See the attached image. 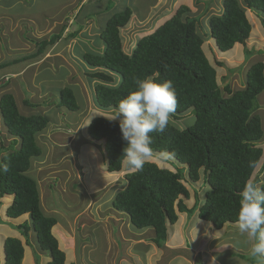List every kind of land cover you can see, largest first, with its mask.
<instances>
[{
    "label": "trees",
    "instance_id": "1",
    "mask_svg": "<svg viewBox=\"0 0 264 264\" xmlns=\"http://www.w3.org/2000/svg\"><path fill=\"white\" fill-rule=\"evenodd\" d=\"M209 2L201 13L179 3L153 30L137 38L128 54L123 49L121 28L128 24L134 11L124 1V7L111 14L100 32L104 50L87 51L83 56L89 66L102 68L88 74L98 81L94 89L100 108H116L118 101L135 89L136 79L158 73L160 81L171 80L175 87L177 107L171 117L177 120L184 113L194 114L190 125L180 127L170 119L163 132L150 134L153 152L166 151L183 166L172 170L149 160L141 171L129 173L126 168L127 183L112 199V206L127 213L136 228H154V240L159 247L167 240L168 223H175L179 212L192 216L198 211L201 219L219 229L227 222H236L239 193L246 181L253 180L264 188V166L257 170L264 157V148L259 144L264 138L263 120L257 112V99L264 90V61L250 64L241 88L226 85L223 89L217 69L204 49L205 39L211 35L221 51H229L240 43L245 46V53H250L252 50L246 45L252 23L247 9L259 12L264 25V0H223V11L219 13L209 11L213 6ZM75 35L72 32L70 37ZM58 39L60 34L37 41L36 51L1 62L0 72H11L7 68L14 64L38 58ZM115 74L119 75L117 83ZM57 106L70 111L80 109L72 86L59 89ZM0 112L13 136L9 146L0 148V197L13 196L7 216L29 214L40 249L49 253L46 264H66V252L53 232L58 219L43 211L37 181L29 173L33 159L43 154L38 135L52 118L49 114L21 113L10 92L1 95ZM88 133L96 141L103 140L107 170L114 174L122 171L126 142L119 122L94 116ZM4 164L8 165L7 171L2 168ZM186 173L191 181L203 179V185L208 184L203 203L199 190H195L192 207L181 197L191 196L184 183ZM19 229L28 237L31 226L25 221ZM4 251L5 264H23L25 249L20 238L7 237Z\"/></svg>",
    "mask_w": 264,
    "mask_h": 264
},
{
    "label": "rangeland",
    "instance_id": "2",
    "mask_svg": "<svg viewBox=\"0 0 264 264\" xmlns=\"http://www.w3.org/2000/svg\"><path fill=\"white\" fill-rule=\"evenodd\" d=\"M109 1L0 0V63L11 61L17 54H20L18 58L31 54L38 48L37 41L49 39L55 34L61 35V39H58L38 58L14 64L11 68H7V70H13L11 72H0V97L3 93L10 92L15 96L21 113L49 114L52 118L49 126L38 135L43 154L33 159L29 173L37 181L43 211L58 219L59 228L61 225L68 230L69 234L63 235V243L69 254L73 253L74 248L75 256L72 258H76L74 262L77 264L107 262L108 243L116 247L115 241L120 240L118 234L123 232L121 229H124L115 221V214H122L125 224L129 222L134 232L141 231L130 222L127 213L118 211L112 206L115 193L127 183L125 178L127 170L124 166L119 173L110 175L112 172L109 173L106 169L107 154L104 142L91 139L88 125L92 117L111 116L116 108L105 109L98 106L94 89L98 81L88 75L95 68L89 67L83 56L87 51L98 53L97 50H104V41L100 32L111 14L124 7V1L136 14L146 13V9L153 1L111 0V7L108 8ZM182 1L191 4L190 0ZM203 1L194 0L191 5L194 13L202 12ZM168 2L169 6L166 5ZM168 2L164 0L155 4L150 10L151 17L147 20L141 21L133 16L128 24L122 27L121 36L126 53L131 54L136 39L153 30L158 25V21L160 19L163 21L168 14H171V11H174V6L178 5V0H168ZM219 3L222 7L218 6V1L215 0L210 7L211 10L216 13L223 11V0ZM171 4L172 7H170ZM248 11L252 18L256 17V10L248 9ZM205 18V23L208 24L207 16ZM72 32H76L75 37H70ZM101 41L103 43H100ZM257 47L255 45L254 49ZM204 49L217 69L218 81L223 89L226 85H230L233 89L241 88L245 81V72L250 64L259 60L264 61V49L245 53L244 47L239 44L229 51H221L211 35L205 39ZM22 66L24 69L27 67V70L20 73L19 69ZM4 74L6 75L2 76ZM115 76L117 82L119 75L115 74ZM67 85L72 86L77 95L80 106L77 111L57 106L59 89ZM257 101L259 105L257 112L262 117L264 127V90ZM190 113H184L177 120L172 117L170 119L180 127H185L194 122V114ZM12 139L13 136L8 132L0 112V148L9 146ZM259 144L264 148V138ZM150 160L172 170L183 166L170 155L164 157L158 152H153ZM263 166L264 157L257 170L262 169ZM202 180L193 182L187 173L185 174L184 183L188 186L191 196L181 197L189 207L195 203V190H199L200 198H205L208 184L202 185ZM1 199L0 197V202H3ZM2 214L7 215V213L4 215L5 212ZM1 219L2 217H0V223ZM29 223L32 224L30 217ZM17 227L19 229V225ZM33 236L37 240L35 231ZM240 237L243 238L242 235L236 238ZM4 239L6 238L1 237L0 240V254L5 256ZM37 242V245L33 243L28 245L32 250L36 249L38 260V256L41 257L40 252L43 254L46 252L40 249ZM240 242L241 239H237L236 243ZM23 245L27 254V246L24 243ZM46 256H49V253ZM246 257L264 264V260H258L249 254ZM229 260L226 261L229 262ZM25 262L27 263L28 260L26 259Z\"/></svg>",
    "mask_w": 264,
    "mask_h": 264
},
{
    "label": "crops",
    "instance_id": "3",
    "mask_svg": "<svg viewBox=\"0 0 264 264\" xmlns=\"http://www.w3.org/2000/svg\"><path fill=\"white\" fill-rule=\"evenodd\" d=\"M152 1H153L151 2L152 4H150L149 7L146 9L147 10L146 13L138 12V14H136L135 12L132 15V17L136 16V18H138L141 21L147 20L149 17H151L150 10L153 9L155 4L160 3L164 0H152ZM190 1L191 4L181 0L182 3H186L192 8L191 5L193 4L194 0H190ZM210 1L213 2L211 3V5H213L215 0H210ZM217 1L219 4L218 6H221L219 3L220 0ZM181 2L178 0L177 4ZM203 3L204 6L202 12L205 10L208 2L207 0H204ZM166 5L169 6V2ZM177 6L178 5L174 6V10ZM170 7H172V4L170 5ZM209 11H212L211 8L209 9ZM247 13L252 23V32H251V36L247 40L246 47L252 51L255 49L257 50L264 49V25L262 22V18L260 17V13L257 12L255 18H252V16L249 14L248 9H247ZM138 15L141 16L139 17ZM100 43L103 42L101 41ZM239 44L240 43H237L236 45ZM255 45H257L258 47L254 49ZM242 46L245 48L243 44ZM101 51L102 49L97 50V52H101ZM19 55L20 54H17L16 57H18ZM23 66L21 67V69H19L20 73H22V71L25 72L27 70L26 69L27 67L24 69L25 66L24 67ZM94 68L97 70L101 69V67H94ZM5 75L6 74L2 76ZM41 79L42 81H44L43 77ZM110 175H115V174L113 172L110 173ZM202 185H203V180H202ZM1 198H2L1 201L3 202H1L2 204L0 206V217H2L1 219L2 222L0 223V240L1 237L7 238L10 236L20 238L22 242L25 244V246H27L26 248L27 254H25L24 252L23 264H38L39 261H40L39 264H46L47 261L50 259V256H46L48 255V253L43 254L39 251L38 248V251L41 254L40 260L38 261L36 259V249L32 250L28 245L33 243L32 241H34L33 244L37 245L36 244L37 240L35 239V236H33L34 229L33 228L30 229L29 235L26 238L23 235L22 231L17 227V225H20V223L22 224L25 221L29 223V217H30L29 214H24L17 218H11L7 216L6 210L7 207L11 204L13 196L6 195V196H2ZM200 199H201V203H203L204 198H200ZM1 207H3L2 210ZM3 212H5L4 215L6 216H3L2 214ZM115 216H116L115 221L118 222L119 226H123L124 229L126 230L121 229L123 232L118 234L120 240L119 242L115 241L116 247H114L112 243H108L106 249L107 262L105 261L106 262L105 264H261L260 261L257 262L255 260H251L246 257V255L249 254L250 242L247 240L246 236H243V238L242 237L236 238L241 234L238 232L235 226V222H227L222 228L217 229L214 227L212 222L201 219L198 216V211H196L192 216H188L186 212H179L178 220L173 224L168 223L167 240L163 247H159L154 240L155 230L153 227L142 228L140 229L141 230L140 232H134L135 230H133V228L129 226L128 224L129 222L125 224V220H123L122 214H117V215L115 214ZM117 216L119 218H117ZM58 222L54 226L53 232L55 236L58 238L60 247L66 252V257H67L66 264H70V259L75 256V254H73L74 248L72 254L71 253L69 254L67 252V249L63 243V235L66 236L67 234H69V232L64 226L60 225L59 228V226H57L59 225ZM31 225L32 224L29 223V226ZM233 233L235 235H233ZM237 239H241V242L236 243ZM120 244L121 247H119ZM26 259L28 260L27 263L25 262ZM75 259L76 258H72L71 264H77L74 262ZM227 259H230L229 262L226 261ZM0 264H5L4 254H0Z\"/></svg>",
    "mask_w": 264,
    "mask_h": 264
},
{
    "label": "clouds",
    "instance_id": "4",
    "mask_svg": "<svg viewBox=\"0 0 264 264\" xmlns=\"http://www.w3.org/2000/svg\"><path fill=\"white\" fill-rule=\"evenodd\" d=\"M136 87L121 98L116 111L106 116L118 121L126 142L122 162L129 173L141 171L153 156L154 132H163L176 111V91L171 80L160 81L158 73L136 79ZM84 126V125H83ZM167 157L169 153H162ZM7 171L8 165L2 166ZM235 226L250 242L249 255L264 260V188L248 180L239 193V209Z\"/></svg>",
    "mask_w": 264,
    "mask_h": 264
},
{
    "label": "bare ground",
    "instance_id": "5",
    "mask_svg": "<svg viewBox=\"0 0 264 264\" xmlns=\"http://www.w3.org/2000/svg\"><path fill=\"white\" fill-rule=\"evenodd\" d=\"M162 21V19H160L158 22Z\"/></svg>",
    "mask_w": 264,
    "mask_h": 264
}]
</instances>
